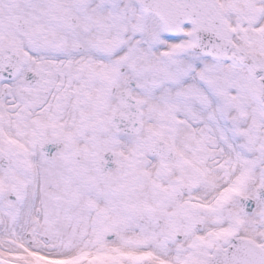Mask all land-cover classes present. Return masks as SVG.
Returning a JSON list of instances; mask_svg holds the SVG:
<instances>
[{
    "label": "snow or ice",
    "instance_id": "snow-or-ice-1",
    "mask_svg": "<svg viewBox=\"0 0 264 264\" xmlns=\"http://www.w3.org/2000/svg\"><path fill=\"white\" fill-rule=\"evenodd\" d=\"M0 264H264V0H0Z\"/></svg>",
    "mask_w": 264,
    "mask_h": 264
}]
</instances>
